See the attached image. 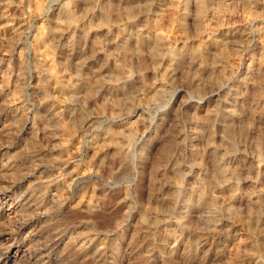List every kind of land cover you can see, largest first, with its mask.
Returning <instances> with one entry per match:
<instances>
[{"label": "rangeland", "instance_id": "rangeland-1", "mask_svg": "<svg viewBox=\"0 0 264 264\" xmlns=\"http://www.w3.org/2000/svg\"><path fill=\"white\" fill-rule=\"evenodd\" d=\"M263 40L264 0H0V264H264Z\"/></svg>", "mask_w": 264, "mask_h": 264}, {"label": "bare ground", "instance_id": "bare-ground-1", "mask_svg": "<svg viewBox=\"0 0 264 264\" xmlns=\"http://www.w3.org/2000/svg\"><path fill=\"white\" fill-rule=\"evenodd\" d=\"M248 5H252L254 2H258V0H244ZM179 2V1H178ZM36 10V9H35ZM14 12V11H13ZM128 14H129V16L130 17H132L133 16V11L130 9L129 11H128ZM22 15V14H21ZM65 19L68 21V23L70 24V25H73V26H75L76 25V16H75V14H73V12H71L69 9H66V12H65ZM105 24V23H104ZM73 37V36H72ZM74 38V37H73ZM51 41V40H50ZM264 41V40H263ZM217 43V40H211V42H209V43H206V45H208V44H210V45H214V44H216ZM203 47V43H199L198 44V48L199 49H201ZM222 49V48H221ZM169 50V49H168ZM159 51H156V54H159L158 53ZM161 52V51H160ZM167 52V51H166ZM121 54V53H120ZM201 59V58H200ZM235 61V60H234ZM258 63H259V65H260V67H264V60H260V61H258ZM42 64V63H41ZM228 67H230V66H228ZM40 68V67H39ZM191 70V69H190ZM128 71V70H127ZM46 72H47V76H48V82L53 86V85H58L59 83H60V78H59V76L55 73V70L53 69V67H51L50 65H48V67H47V69H46ZM224 75V74H223ZM164 77V76H163ZM44 79V78H43ZM47 79V78H46ZM86 84H89V81L87 80L86 81ZM198 84V83H197ZM70 86V85H69ZM61 92V91H60ZM56 94V93H55ZM234 95V94H233ZM56 96V95H55ZM63 96V95H62ZM52 97V96H51ZM54 97V96H53ZM61 98V97H60ZM54 99V98H53ZM113 111V110H112ZM114 112V111H113ZM116 112V111H115ZM62 117V116H61ZM204 119H206V118H202V117H200V116H197L196 117V120H197V122L198 123H203L204 122ZM71 124V123H70ZM130 124V123H129ZM64 125L65 126H67V129H68V127H71V125H69L68 123H64ZM114 128V127H113ZM230 129V128H229ZM71 130H72V127H71ZM128 130V129H127ZM232 130V129H231ZM125 131L126 130H124V129H113V130H111V131H109V139L111 140V142H112V144L115 146V147H117V148H119L120 147V145H121V140L124 138L123 136L124 135H127V134H124L125 133ZM129 132V131H128ZM130 136V135H129ZM128 136V137H129ZM110 142V143H111ZM107 144V143H106ZM231 146V145H230ZM101 147V146H100ZM98 149V148H97ZM117 151H119V149L117 150ZM108 156V155H107ZM217 170L220 172V175H221V180H220V184L223 186H227L228 184H229V181H228V179L224 176V170H223V168H222V166L221 165H219V166H217ZM173 176V175H172ZM74 177V176H73ZM174 177V176H173ZM176 177H177V181L179 182L180 181V174H179V172L177 171L176 172ZM180 185V183L178 184V187H177V190H176V193H178L179 192V190H180V188H181V186H179ZM64 190V189H63ZM197 191H199V190H197V189H194L193 190V192H197ZM175 193V192H174ZM183 193V191L181 192V194ZM232 193V192H231ZM257 203V202H256ZM207 205V204H206ZM153 209L152 210H155V208L154 207H152ZM261 211V210H260ZM259 210L257 211H255V216H257L259 219H261L262 217H263V214H262V212H260ZM155 213H158L157 212V209H156V211H155ZM156 215V214H155ZM158 215V214H157ZM251 217H253V216H251ZM257 217H256V219H257ZM151 218V217H150ZM140 219H141V217H140ZM153 219V218H152ZM143 221H144V224H145V220L143 219ZM152 221V220H151ZM151 221H149V222H151ZM154 221H155V219H154ZM153 223H155V222H153ZM157 223V222H156ZM150 224H152V223H150ZM184 227H187V228H191V226L189 225V223H185V226ZM260 228V227H259ZM147 229V228H146ZM149 229V228H148ZM238 244V243H237ZM233 245V244H232ZM236 245V244H235ZM171 253V252H170ZM174 259V258H173ZM237 264V263H236Z\"/></svg>", "mask_w": 264, "mask_h": 264}]
</instances>
